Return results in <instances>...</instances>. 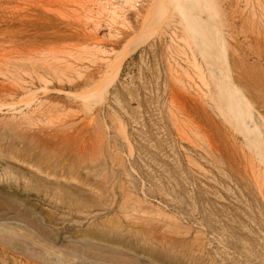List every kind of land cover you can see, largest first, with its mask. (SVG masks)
<instances>
[{
  "label": "rangeland",
  "instance_id": "374dc122",
  "mask_svg": "<svg viewBox=\"0 0 264 264\" xmlns=\"http://www.w3.org/2000/svg\"><path fill=\"white\" fill-rule=\"evenodd\" d=\"M199 1L263 133L264 0ZM185 2L0 0V264H264L243 160L264 178V155L186 39Z\"/></svg>",
  "mask_w": 264,
  "mask_h": 264
},
{
  "label": "bare ground",
  "instance_id": "6f19581e",
  "mask_svg": "<svg viewBox=\"0 0 264 264\" xmlns=\"http://www.w3.org/2000/svg\"><path fill=\"white\" fill-rule=\"evenodd\" d=\"M183 6H184L183 10L184 11L186 10L187 13H188V15H189V17H190L188 19V21L186 22V24L184 26H181L183 28L182 31L184 32L186 39L187 38L189 40L191 39L192 40V43L194 45H197V46L202 45L201 47L198 48L197 53H198V55L200 56L201 59H207V60L210 61V65L212 66V70L211 71H213V73L215 74V75L213 74L214 77H215V89L218 91L221 99H223L224 102L227 104V106H228V108L230 110V115L234 118L235 124H237V126L240 127V128H242V129H246V128L249 129L250 132L246 133L245 134V137L249 140L250 144L259 153H261L262 155H264V142H263L264 141V132L262 133V131H260V127L261 126H260L259 121L255 120L254 117H252L251 112L249 111V107L247 106V104L244 102V100L241 97L242 96V92L239 89H237L232 84V82L230 80V77L228 75L229 72L224 68V66L222 64H219L218 65L220 56L218 55V53L215 50V48L213 46H205V47L203 46V44L207 41L206 38H209L208 35L211 38H216L217 36H215V35L218 34V32L216 34V32H215L216 30H214L215 28H214L213 25H211L212 22L210 21L211 20L210 19L211 16H209V11H210V9H213V8H210L212 6L209 7L208 6V3L203 2V1H199V0H186V2L184 3ZM202 14L206 15V17L202 18V16H201ZM212 28H213V30H212ZM214 32H215V34L213 35ZM192 63H194V62H192ZM191 65L192 64H190V67H191ZM194 66L196 67V69L198 68L196 65H194ZM196 69L194 68L193 70H196ZM199 69H200V67H199ZM199 69H197L195 75L194 74L193 75L195 76L196 81H198L197 83H199L200 84V87H202V89H203L202 90L203 91V96L208 100L209 104H211V107L213 108V110L216 113L217 117L219 118V120H221L222 125L224 126V129L225 128H226V130L228 129L227 132L229 133L230 132L229 130L231 128L230 123H229L230 122L229 121V118H228L226 112L223 110V107L221 106L220 101L214 96V93H213V90H212L210 81L206 79V76L204 75V73L202 74L201 73V69L200 70ZM191 70H192V68H191ZM215 70H216L217 73H215ZM174 100H172V101H174ZM174 102H176V101H174ZM235 102L237 103V106H238V109L237 110L234 109V105L233 104ZM195 131H197V130H195ZM195 131L194 130L192 131L193 134L195 135V137L196 136L199 137L198 134ZM198 131H200V130H198ZM182 137H183V135H182ZM187 138H188V136H187ZM13 142H14V140H13ZM207 146L210 147L209 145H207ZM38 158H40V157H38ZM52 160H54V159H52ZM243 160H244V168H245V171L247 170L250 173V175L252 176V180L254 179L253 181H255L256 187H258V189L260 191V194H263V190H264L263 189L264 178L260 174L259 167L256 166L255 164L253 165L252 162H250L249 160H247L244 156H243ZM66 166H68V164ZM6 174H8V173H6ZM9 176H10V174H9ZM32 176H33V174H32ZM6 177L7 176H5V178ZM33 178H35V177H33ZM11 184H12V182H11ZM63 194H65V193H63ZM14 198H16V197H14ZM26 212H28V211H26Z\"/></svg>",
  "mask_w": 264,
  "mask_h": 264
},
{
  "label": "built area",
  "instance_id": "2783aa9c",
  "mask_svg": "<svg viewBox=\"0 0 264 264\" xmlns=\"http://www.w3.org/2000/svg\"><path fill=\"white\" fill-rule=\"evenodd\" d=\"M108 1H110L111 3H115L116 6H119V5L122 6L124 3V0H108ZM124 8H127V6H124Z\"/></svg>",
  "mask_w": 264,
  "mask_h": 264
}]
</instances>
